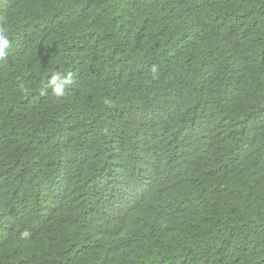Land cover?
I'll return each mask as SVG.
<instances>
[{
	"label": "trees",
	"instance_id": "obj_1",
	"mask_svg": "<svg viewBox=\"0 0 264 264\" xmlns=\"http://www.w3.org/2000/svg\"><path fill=\"white\" fill-rule=\"evenodd\" d=\"M0 27V264H264V0H0Z\"/></svg>",
	"mask_w": 264,
	"mask_h": 264
},
{
	"label": "clouds",
	"instance_id": "obj_2",
	"mask_svg": "<svg viewBox=\"0 0 264 264\" xmlns=\"http://www.w3.org/2000/svg\"><path fill=\"white\" fill-rule=\"evenodd\" d=\"M10 47V40L7 35V30L5 28L0 27V59H3L7 55V50ZM151 72L153 74V79L156 78V74L158 72V69L156 66H153L151 69ZM74 84L73 80V74L72 73H61V72H55L53 75H51L50 79H48L46 87L51 89L52 95L59 99L61 97H64L66 95V92L69 90V88ZM156 205H149L147 206L146 211L154 210L156 209ZM139 230V229H138ZM30 233L25 230L22 233L23 237H28ZM110 245H118L119 238L118 233H114L112 236L108 237ZM137 248V233H134V252ZM132 255V257H133ZM152 264H162L159 259H154L152 261Z\"/></svg>",
	"mask_w": 264,
	"mask_h": 264
}]
</instances>
